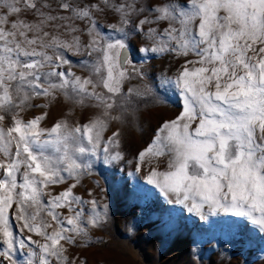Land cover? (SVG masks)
Masks as SVG:
<instances>
[{
  "label": "snow or ice",
  "instance_id": "obj_1",
  "mask_svg": "<svg viewBox=\"0 0 264 264\" xmlns=\"http://www.w3.org/2000/svg\"><path fill=\"white\" fill-rule=\"evenodd\" d=\"M108 16L114 22L107 27L121 38L102 35L99 18ZM134 33L150 42L139 49L146 55L196 57L175 80L161 76V85L182 93L183 105L139 153L141 164L146 156H168L167 170H151L147 182L201 220L223 213L264 232V0H0V264H21L17 249L27 250L22 264H76L65 245L100 226L97 202L74 195L75 183L54 196L45 190L68 179L78 183L92 166L85 157L121 158L109 148L119 146V132L107 141L104 132L119 118L111 111L116 97L124 108L141 95L122 93L130 63L123 52ZM67 53L95 57L82 61L91 75L65 70L71 68ZM57 93L79 105L92 100L102 113L83 125L60 120L50 129L40 127L47 113L28 121L20 115L43 106L33 99L50 103ZM87 203L95 214L85 219ZM59 208L73 215L64 217Z\"/></svg>",
  "mask_w": 264,
  "mask_h": 264
},
{
  "label": "rangeland",
  "instance_id": "obj_2",
  "mask_svg": "<svg viewBox=\"0 0 264 264\" xmlns=\"http://www.w3.org/2000/svg\"><path fill=\"white\" fill-rule=\"evenodd\" d=\"M113 22L111 16L99 18L102 35L121 38L119 33L107 27ZM77 23L84 26L79 21ZM152 27L162 30L166 24H154ZM81 39L87 42L86 35ZM126 43L127 50L123 56L130 63L124 66L128 77L122 83V93L131 89L141 95H133L124 108L120 107L122 98L116 97L117 106L111 111L119 118L109 120L104 132V141L113 132H119V146L109 145V148L112 153L118 152L121 158L105 163L102 152L99 157H85L92 166L83 171L78 183L68 179L45 190L54 196L75 183L74 195L85 201L97 202L95 208L101 217L100 226L90 227L87 238H78L75 245H65L69 258H75L76 264H264V232L250 221L223 213L201 220L199 215L189 212L182 204L170 203L154 184L147 182L151 170L161 173L167 170L168 156H146L141 164L139 153L152 144L165 122L180 115L183 105L182 93L173 85H161V76L175 80L186 60H195L196 57L150 52L146 55L139 49L151 45L139 33L130 34ZM67 56L71 60V68L66 66L65 70L82 78L91 75L82 61L93 62L95 57L71 53ZM92 79L96 77L92 76ZM97 91L109 95L102 87ZM31 104L43 106L27 108L20 115L28 121L47 113L40 127L49 129L60 120L70 126L83 125L102 113L101 108L94 106V101L86 100L79 105L66 99L62 93H57L56 99L50 103L47 98L38 97ZM10 125L8 117L3 126L7 128ZM17 179L19 181V176ZM43 199L47 201L50 196ZM74 207L79 209L80 206ZM83 208L85 219L89 214H95L91 212V203L84 204ZM56 211L64 217L73 215L67 208ZM41 215L53 224V229L56 227L51 217L43 212ZM9 216L10 222L17 225L11 210ZM23 235L33 234L25 230ZM33 239L40 237L33 235ZM31 247L35 249V245ZM26 252V249H17L15 259L22 264L27 259ZM4 264L10 262L5 260Z\"/></svg>",
  "mask_w": 264,
  "mask_h": 264
}]
</instances>
